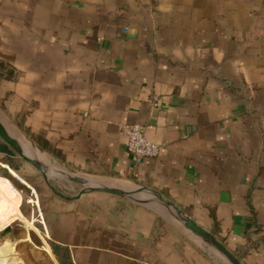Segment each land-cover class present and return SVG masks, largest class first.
I'll return each mask as SVG.
<instances>
[{"label":"crops","instance_id":"0c3cea01","mask_svg":"<svg viewBox=\"0 0 264 264\" xmlns=\"http://www.w3.org/2000/svg\"><path fill=\"white\" fill-rule=\"evenodd\" d=\"M0 120L68 170L157 189L264 264V0H0ZM134 122L155 156L125 149ZM3 144L0 229L40 221L51 264H226L163 210L109 193L31 196L26 218L12 180L44 181Z\"/></svg>","mask_w":264,"mask_h":264},{"label":"water","instance_id":"95a60500","mask_svg":"<svg viewBox=\"0 0 264 264\" xmlns=\"http://www.w3.org/2000/svg\"><path fill=\"white\" fill-rule=\"evenodd\" d=\"M0 140L20 159L32 165L41 175L45 185L55 195L70 200L77 198L82 193L99 191L135 203L160 206L162 210L173 220L177 221L193 239L205 248H208L217 258L221 259L226 264H243L240 258L217 239L211 231L198 224L157 189L138 182L128 187L119 184H110L105 180H115V178L101 179L68 170L53 161L50 155L26 134L23 132H19V135L14 134L1 120ZM52 176H58L64 180L75 182L79 184V187L74 193H64L51 183L50 178ZM5 228L8 230L9 226Z\"/></svg>","mask_w":264,"mask_h":264},{"label":"rangeland","instance_id":"374dc122","mask_svg":"<svg viewBox=\"0 0 264 264\" xmlns=\"http://www.w3.org/2000/svg\"><path fill=\"white\" fill-rule=\"evenodd\" d=\"M15 131V130H14ZM91 176V175H89ZM95 177V176H93ZM101 179H106L105 177H97ZM116 181H122L123 183H126L127 185H134L137 182L131 179H125V178H115ZM51 183L60 191L71 194L74 193L78 187L79 184L71 181L64 180L58 176H52L50 178ZM13 185L19 192H22V196L25 199V203L29 204L23 211V216L26 218L29 216H33V206L30 205V201H28V198L31 196L36 197V207L39 206V201L40 200H45L46 196H49V198L52 196V191L44 184H41L39 180H37V187H34L32 189L29 185L25 184L22 185L16 178L12 180ZM45 185V186H44ZM31 191V193H30ZM55 195V194H54ZM23 206V204H21ZM155 207L159 208L162 210V207L154 205ZM29 212V213H28ZM33 230L31 232L27 231L24 228V220L14 217L9 223H7L6 226H9V229L7 230L4 226L3 228L0 229V242L1 241H8V242H13V246L11 244H8V247L6 248H1L0 249V261L4 259L6 253L9 252L10 250L13 249V247H18V252L21 254V256L13 255L12 257L8 258V260L15 261L18 264H51L50 261L47 259L45 256L44 252L42 249L38 246L39 241L38 238H40L41 235H43V224L40 221H34L33 218L30 221ZM27 235V245L22 244L21 245V239ZM11 245V246H10ZM208 250V248H206ZM210 251V250H208ZM211 252V251H210ZM212 253V252H211ZM24 256H23V255ZM214 255V254H213ZM215 256V255H214ZM216 257V256H215ZM221 260V259H220ZM224 262V261H223ZM54 263V260H53ZM1 264V262H0Z\"/></svg>","mask_w":264,"mask_h":264},{"label":"built area","instance_id":"2783aa9c","mask_svg":"<svg viewBox=\"0 0 264 264\" xmlns=\"http://www.w3.org/2000/svg\"><path fill=\"white\" fill-rule=\"evenodd\" d=\"M152 103H156L154 97ZM120 130L124 134L125 149L133 156L135 161H139L143 157L155 156L158 153L159 143L148 139L144 134L142 125L139 123H123Z\"/></svg>","mask_w":264,"mask_h":264},{"label":"bare ground","instance_id":"6f19581e","mask_svg":"<svg viewBox=\"0 0 264 264\" xmlns=\"http://www.w3.org/2000/svg\"><path fill=\"white\" fill-rule=\"evenodd\" d=\"M11 132H13L16 135H19V132L16 131V130L15 131L14 130H11ZM105 181H107L110 184H119L121 186H126V187L130 186V185H127L126 183H123L122 181H116V180H105Z\"/></svg>","mask_w":264,"mask_h":264},{"label":"trees","instance_id":"16d2710c","mask_svg":"<svg viewBox=\"0 0 264 264\" xmlns=\"http://www.w3.org/2000/svg\"><path fill=\"white\" fill-rule=\"evenodd\" d=\"M3 145H5V144H3ZM5 146H6V145H5ZM5 146H4V148H6ZM6 149H8V148H6Z\"/></svg>","mask_w":264,"mask_h":264}]
</instances>
